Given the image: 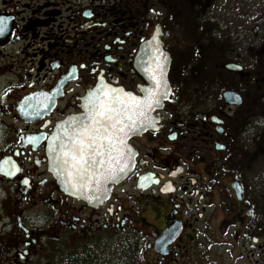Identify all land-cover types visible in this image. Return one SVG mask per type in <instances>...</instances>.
I'll return each mask as SVG.
<instances>
[{
	"label": "flooded vegetation",
	"instance_id": "af4514ba",
	"mask_svg": "<svg viewBox=\"0 0 264 264\" xmlns=\"http://www.w3.org/2000/svg\"><path fill=\"white\" fill-rule=\"evenodd\" d=\"M209 6V0H0V264H196L206 220L223 212L226 196L252 222L245 175L256 159L237 147L247 128L256 138L264 131L257 127L264 116L256 88L249 79L247 97L237 84L216 91L186 84L189 56L177 54L190 52L186 40L200 20L195 44L203 47ZM153 38L170 55L166 96L152 109L149 127L128 135L126 175L108 196L87 193L99 199L67 194L49 151L51 138L62 135L57 126L81 117L101 82L143 96L152 84L145 69L155 60L152 50L146 59L142 50ZM224 70L249 78L238 62ZM226 92L242 102L227 103Z\"/></svg>",
	"mask_w": 264,
	"mask_h": 264
},
{
	"label": "rangeland",
	"instance_id": "374dc122",
	"mask_svg": "<svg viewBox=\"0 0 264 264\" xmlns=\"http://www.w3.org/2000/svg\"><path fill=\"white\" fill-rule=\"evenodd\" d=\"M209 1L208 15L202 18L208 19L207 41L204 30L203 47L195 44L196 31L204 26L200 20L193 26V29L197 27L193 30L194 37L186 40V45L191 46L190 52L177 51L178 56H189L183 72L185 83L207 84L214 91L237 84L249 97L250 79L256 88L257 106L262 107L258 114L264 116V0ZM213 18L227 26L222 36L210 35L216 26L210 21ZM230 61L245 66L248 80L239 81L224 70ZM257 127L264 128V118L258 121ZM256 133L261 134L260 138L249 128L239 133L240 147H237L256 159L252 170L245 175L247 205L254 213L252 222H244L246 212L242 211V216L226 196L223 212H212L206 220L209 225L199 237L201 253L196 264H264V131ZM250 231L253 235H248ZM254 237L261 240L256 248L251 245ZM110 264H115V260Z\"/></svg>",
	"mask_w": 264,
	"mask_h": 264
},
{
	"label": "snow or ice",
	"instance_id": "6c2138e0",
	"mask_svg": "<svg viewBox=\"0 0 264 264\" xmlns=\"http://www.w3.org/2000/svg\"><path fill=\"white\" fill-rule=\"evenodd\" d=\"M3 25L4 19L0 18V33ZM154 57L155 67L145 69L152 84L143 89V96L101 82L86 98V111L81 117H72L67 126L58 125L62 135L51 138L49 151L54 154L58 174L64 176L74 193H85L89 201L100 197L87 193L106 191L104 184L114 182L127 171L131 160L126 152L128 135L153 122L150 113L166 96L167 84L159 63L163 53Z\"/></svg>",
	"mask_w": 264,
	"mask_h": 264
},
{
	"label": "water",
	"instance_id": "95a60500",
	"mask_svg": "<svg viewBox=\"0 0 264 264\" xmlns=\"http://www.w3.org/2000/svg\"><path fill=\"white\" fill-rule=\"evenodd\" d=\"M153 40H154V43L145 46L143 48V50H142V53L143 54L146 53L145 57H144L145 59L148 58L147 52H149L150 50H152V52L154 54H156V55H158L159 53H163V57H161L160 62L162 64V66H163L164 80L167 82V76H168L169 67H170V57H169L170 55L163 49L162 43H159L158 41H156L155 38H153ZM157 49L159 50V53H157ZM152 59L155 60V57L152 56ZM227 68L232 70V71H237L238 70V71L241 72V70H242V67L238 66V65H228ZM166 84H168V82ZM168 94H169V92H168ZM224 98H225L226 102L229 103V104H240L242 102L241 96L239 94L235 93V92H226L224 94ZM160 108H163V104L160 106ZM70 120H69V122H70ZM148 127H149V125L142 126V127H140V131L139 132H133V133L129 134V136H132V135H135V134H138V133H142ZM54 171H55V173H57L56 169H54ZM125 175H126V172L120 174L118 179L115 180L114 182L113 181H108L104 185V188L106 189V191H103V192H105V195H107V196L110 195L111 192L113 191L114 186L116 184H119L122 181V179L124 178ZM62 189H63L64 192H66L67 194L72 195V196H78V194H79V193H74L72 188H71V186L66 184V183H64V185L62 186ZM93 191H90V192H93ZM237 192H238V197L241 198L242 191L238 189ZM248 214L250 215L251 213L249 212ZM253 242L257 243L258 239L254 238Z\"/></svg>",
	"mask_w": 264,
	"mask_h": 264
}]
</instances>
